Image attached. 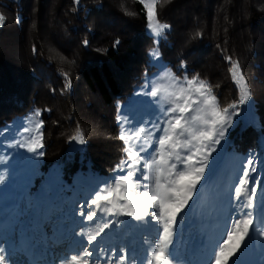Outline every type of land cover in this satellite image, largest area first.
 Returning <instances> with one entry per match:
<instances>
[{
    "label": "trees",
    "instance_id": "obj_1",
    "mask_svg": "<svg viewBox=\"0 0 264 264\" xmlns=\"http://www.w3.org/2000/svg\"><path fill=\"white\" fill-rule=\"evenodd\" d=\"M157 13L171 26L163 38L148 32L140 0H0L1 202L17 209L45 185L77 202L110 184L126 144L115 113L155 69V50L177 74L209 82L221 108L240 103L241 85L231 75L238 63L264 111V0H171ZM263 115L257 125L264 128ZM256 126L232 132L229 147L245 159L264 145ZM77 129L83 143L73 139ZM41 133L36 153L20 146ZM8 168L23 169L24 182L16 170L2 179ZM94 170L107 177L97 179Z\"/></svg>",
    "mask_w": 264,
    "mask_h": 264
},
{
    "label": "rangeland",
    "instance_id": "obj_2",
    "mask_svg": "<svg viewBox=\"0 0 264 264\" xmlns=\"http://www.w3.org/2000/svg\"><path fill=\"white\" fill-rule=\"evenodd\" d=\"M147 30L154 36L151 30ZM163 37L164 33L160 38ZM155 52L158 55L152 54L151 57V63L155 69L145 75L132 99L115 113V125L120 136L132 134L140 127L151 130L153 123L165 119L163 110L167 107L166 99L170 98L168 93L176 91L179 87L174 85V77L180 81L188 79L166 65L160 53L157 50ZM156 85L162 86L164 91L160 96L153 98L147 93ZM260 99L263 100L264 106V97ZM257 106V102L249 96L246 102H240L235 109L230 108L231 124L225 135L219 137L220 145L211 144V148L216 150L212 152L208 160L204 179L197 186V192L189 202V206L177 217L175 237L170 247L171 264L174 262L176 264H210L227 224L245 211L239 207L243 198L234 203L232 191L236 187L240 171L247 159L244 155L238 154L240 151H235L229 146L233 144L234 129H241L249 123L256 126L257 121L262 122V117L259 119V115L264 114V111L262 113L257 111ZM193 127L199 128V122H193ZM255 129L259 133L264 132L262 126L257 125ZM156 135L158 136L159 133ZM125 143L135 144L134 141H125ZM124 159L125 152L118 166H123ZM253 160L256 161L257 167L254 177L262 186L257 192L254 210L255 226L264 231V224L261 223V209L264 208V145L255 153ZM118 166L115 168L116 173L108 178L109 182L122 174L118 171ZM31 167L36 170L35 165ZM15 170V168H8V174H4L2 179L11 176ZM15 174H20L24 182L23 169L17 168ZM94 175L100 180L107 177V174L101 170H96ZM29 184H32V181ZM248 187L250 188L251 185ZM37 189L35 191H38ZM59 191V186L52 188L47 185L42 186L36 196L23 198L26 205L22 201L17 209L10 204H5L8 200L6 198L1 202L0 197V254L6 258L5 264H63L64 258L76 254L80 249L83 237L77 233L81 231L93 233L104 222L114 223L102 237L97 238L99 246L104 248L105 252L115 253V256L110 255L105 259L116 264L115 257L119 256L122 248L128 257L125 264H142V259L150 255L159 234L157 225L147 220L138 221L123 214L109 216L101 211L97 212L94 221H85L78 214L77 207L81 204L85 205L89 198L79 199L76 202L70 192ZM131 207L129 205L126 210ZM84 211L87 212L89 209L84 208ZM199 211H201L200 222L197 218ZM118 239L120 244L116 251L112 245ZM142 252L147 254H141ZM100 255L103 256L102 253ZM95 258L94 256L93 259ZM131 259L133 260L130 262ZM233 264H264V237L253 233Z\"/></svg>",
    "mask_w": 264,
    "mask_h": 264
},
{
    "label": "snow or ice",
    "instance_id": "obj_3",
    "mask_svg": "<svg viewBox=\"0 0 264 264\" xmlns=\"http://www.w3.org/2000/svg\"><path fill=\"white\" fill-rule=\"evenodd\" d=\"M170 2L171 0H140L146 10L147 28L155 37H161L165 30L171 27L161 22L157 13V5L163 6ZM4 19V16L0 15V25ZM84 43L87 44V41ZM156 55L158 53L154 51L153 56ZM231 75L241 85L240 102H246L250 92L238 63L232 64ZM174 85L179 87L176 91L168 93L170 98L166 99L167 107L163 110L165 119L153 123L151 130L140 127L132 134L119 137L121 141L135 142L134 145H125L123 166H118V171L122 174L114 177L111 184H105L103 188L98 187L85 205H78V214L85 221H94L97 212L101 211L109 216L123 214L157 225L159 234L150 255L144 257L142 264H171L170 247L175 237L177 217L189 206L196 194L197 186L207 171L208 160L216 150L211 148V144L220 145L219 137L225 135L231 124L230 108L236 107L230 105L221 108L211 84L199 76L184 81L174 77ZM70 86L69 81L68 87ZM163 91L162 86L156 85L147 94L156 98ZM36 115L40 113L37 112ZM197 121L199 128L193 127V122ZM42 126V122L38 124L37 131ZM73 139L83 143L82 130L77 129ZM147 141L151 143H146ZM20 146L36 153L38 148L43 147L42 133ZM256 171V161L247 159L232 191L234 203L243 198L239 207L245 211L227 224L210 264H233L253 233L264 237V231L255 226L257 192L262 187L254 177ZM129 205L132 206L131 209L126 210ZM84 208L89 211L85 212ZM113 223L104 222L93 233H77L83 237L80 249L76 254L64 258L63 264H112L111 260L105 257L115 256V253L105 252L104 248L99 246L97 238L102 237ZM261 223L264 224V208L261 209ZM115 258L116 264H125L128 259L123 250ZM5 259L0 254V264H5Z\"/></svg>",
    "mask_w": 264,
    "mask_h": 264
}]
</instances>
